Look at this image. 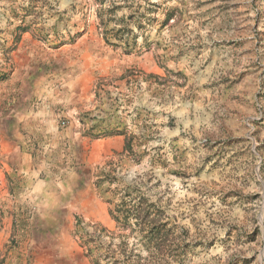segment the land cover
I'll use <instances>...</instances> for the list:
<instances>
[{"label": "rangeland", "instance_id": "obj_1", "mask_svg": "<svg viewBox=\"0 0 264 264\" xmlns=\"http://www.w3.org/2000/svg\"><path fill=\"white\" fill-rule=\"evenodd\" d=\"M0 264H264V0H0Z\"/></svg>", "mask_w": 264, "mask_h": 264}, {"label": "crops", "instance_id": "obj_2", "mask_svg": "<svg viewBox=\"0 0 264 264\" xmlns=\"http://www.w3.org/2000/svg\"><path fill=\"white\" fill-rule=\"evenodd\" d=\"M24 52V55L27 57L26 65H28V69L26 71L31 72L30 69H32V65L37 66L38 60L32 61V58H41L40 60L42 62V71L37 72L34 74V76H31L29 78L25 77V82L29 80L30 82L33 83V91L32 93L37 94V95H44V96H52L55 95L57 91V85L56 81H58L59 77L58 76V71L65 72L67 71V66H68V57L66 58V61L64 62L63 68H59L54 66V64L51 63V60L53 59L54 56H57V51L55 52L52 49H42L40 52L38 50V46L36 47H25V49L22 50ZM64 58V56H63ZM56 60V59H55ZM33 70V69H32ZM65 70V71H64ZM62 75V73H61ZM27 78V79H26ZM24 94L25 93L24 91ZM42 130L45 129L44 125H40ZM107 148V145H106ZM108 150V148L106 149Z\"/></svg>", "mask_w": 264, "mask_h": 264}]
</instances>
